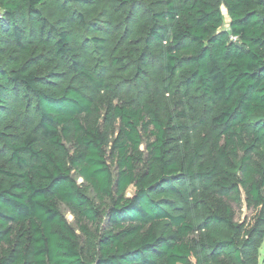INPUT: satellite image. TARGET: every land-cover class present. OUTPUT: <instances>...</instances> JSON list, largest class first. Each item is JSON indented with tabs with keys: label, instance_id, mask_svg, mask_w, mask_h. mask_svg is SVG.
Returning a JSON list of instances; mask_svg holds the SVG:
<instances>
[{
	"label": "trees",
	"instance_id": "obj_1",
	"mask_svg": "<svg viewBox=\"0 0 264 264\" xmlns=\"http://www.w3.org/2000/svg\"><path fill=\"white\" fill-rule=\"evenodd\" d=\"M0 264H264V0H0Z\"/></svg>",
	"mask_w": 264,
	"mask_h": 264
},
{
	"label": "rangeland",
	"instance_id": "obj_2",
	"mask_svg": "<svg viewBox=\"0 0 264 264\" xmlns=\"http://www.w3.org/2000/svg\"><path fill=\"white\" fill-rule=\"evenodd\" d=\"M222 10H223V14L225 16V28H226V27H228L229 19H228L227 12L224 9V7H222ZM78 183L82 184L83 180L78 179ZM130 192H132V191H130ZM234 210L236 212V221H239V222L243 221L247 216H250V214H251L250 211L246 207L244 199H243V203L241 206L234 205ZM61 211L64 214L65 218L68 220V222L76 229V232L79 234V236L83 240L84 236L81 233V231L79 230V228H77V225L75 223V219H74L73 215L71 214V212L69 211V209H67L64 206H61Z\"/></svg>",
	"mask_w": 264,
	"mask_h": 264
}]
</instances>
